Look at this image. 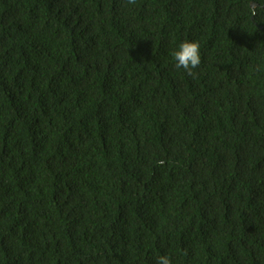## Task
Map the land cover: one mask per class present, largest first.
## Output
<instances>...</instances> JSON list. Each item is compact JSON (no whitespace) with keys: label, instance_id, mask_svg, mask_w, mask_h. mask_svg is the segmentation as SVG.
<instances>
[{"label":"trees","instance_id":"trees-1","mask_svg":"<svg viewBox=\"0 0 264 264\" xmlns=\"http://www.w3.org/2000/svg\"><path fill=\"white\" fill-rule=\"evenodd\" d=\"M253 2L0 0V264H264Z\"/></svg>","mask_w":264,"mask_h":264},{"label":"clouds","instance_id":"clouds-1","mask_svg":"<svg viewBox=\"0 0 264 264\" xmlns=\"http://www.w3.org/2000/svg\"><path fill=\"white\" fill-rule=\"evenodd\" d=\"M127 4L134 5L136 0H126ZM249 14L253 17L259 14V8L253 3L249 8ZM174 67L177 70H183L188 75L195 77L198 74V69L201 65V43L199 40H183L177 48L171 52ZM163 165L164 161H159ZM155 264H173V261L168 255H160L156 258Z\"/></svg>","mask_w":264,"mask_h":264},{"label":"water","instance_id":"water-1","mask_svg":"<svg viewBox=\"0 0 264 264\" xmlns=\"http://www.w3.org/2000/svg\"><path fill=\"white\" fill-rule=\"evenodd\" d=\"M256 6H258V3L257 2H253Z\"/></svg>","mask_w":264,"mask_h":264}]
</instances>
